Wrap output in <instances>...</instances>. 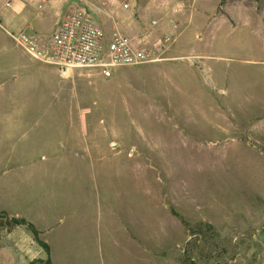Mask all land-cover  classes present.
Here are the masks:
<instances>
[{
  "label": "rangeland",
  "instance_id": "1",
  "mask_svg": "<svg viewBox=\"0 0 264 264\" xmlns=\"http://www.w3.org/2000/svg\"><path fill=\"white\" fill-rule=\"evenodd\" d=\"M142 25L158 61L110 79L0 33V213L48 227L54 264H264V0H167Z\"/></svg>",
  "mask_w": 264,
  "mask_h": 264
},
{
  "label": "built area",
  "instance_id": "2",
  "mask_svg": "<svg viewBox=\"0 0 264 264\" xmlns=\"http://www.w3.org/2000/svg\"><path fill=\"white\" fill-rule=\"evenodd\" d=\"M4 7H11L10 0L5 1ZM123 8H127V3L123 4ZM10 36L31 59L57 68L61 76L79 70L94 72L104 79H110L113 70L118 67L140 66L158 61V58L153 57V52L162 50L160 42L148 49L144 42L117 30L105 34L95 25L85 8L63 12L56 28L45 37L34 33Z\"/></svg>",
  "mask_w": 264,
  "mask_h": 264
},
{
  "label": "crops",
  "instance_id": "3",
  "mask_svg": "<svg viewBox=\"0 0 264 264\" xmlns=\"http://www.w3.org/2000/svg\"><path fill=\"white\" fill-rule=\"evenodd\" d=\"M5 1L0 0V33L12 41L10 35L20 32L36 34V31L46 26H49L50 30H54L63 12L68 9L85 8L90 13L95 25L105 34L117 30L121 34L141 42L143 40L150 42L156 39V33L147 31L142 25L144 13L159 11L167 2V0H10L11 7L5 8ZM125 3H127V8H123ZM13 43L19 47L14 41ZM29 223L38 232L39 239L47 246L49 245L50 252V244L41 237L42 234L49 231V228L45 225H37L32 221ZM33 246L38 247L39 250L32 251ZM88 254V251L83 253V255ZM132 255H134L133 251ZM49 256L51 264H54L51 254ZM46 259V254L36 244L27 229L24 226H13V260L11 263L42 264Z\"/></svg>",
  "mask_w": 264,
  "mask_h": 264
},
{
  "label": "trees",
  "instance_id": "4",
  "mask_svg": "<svg viewBox=\"0 0 264 264\" xmlns=\"http://www.w3.org/2000/svg\"><path fill=\"white\" fill-rule=\"evenodd\" d=\"M263 155H264V149H262ZM174 216H177L176 213L173 212ZM0 217H4L5 219H7L9 221V227L13 226H24L27 231L32 235L34 241L36 242V244L44 251V253L47 256V259L42 263V264H51L50 261V252H49V247L47 246V244L43 241H41L38 237V232L35 230V228L32 226L31 223L25 221L24 219L21 218H16V217H9L6 213L2 212L0 213ZM207 228H209L207 226Z\"/></svg>",
  "mask_w": 264,
  "mask_h": 264
}]
</instances>
